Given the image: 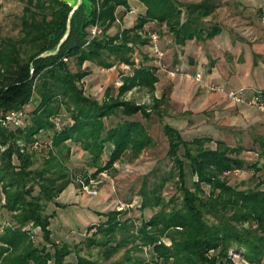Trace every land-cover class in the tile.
<instances>
[{
    "label": "trees",
    "instance_id": "16d2710c",
    "mask_svg": "<svg viewBox=\"0 0 264 264\" xmlns=\"http://www.w3.org/2000/svg\"><path fill=\"white\" fill-rule=\"evenodd\" d=\"M16 1L23 3L19 31L0 35V113L22 109L25 116L17 126L0 121V214H9L0 222V264H238L232 251L249 264H264V180L240 188L228 177L235 169L264 168L260 134L255 136L260 148L253 147L257 159L250 161L241 144L217 139L213 145L209 135L186 139L165 123L174 168L141 190V209H150V216L137 219L122 209L97 211L105 218L89 224L86 237L72 243L53 237L56 212L46 211L49 202L66 205L57 197L73 182L66 163L70 142L89 154L88 166L95 168L90 176L115 169L124 158L132 161L155 144L146 121L153 108L161 116L158 107L166 104V93L155 97L152 106L124 96L134 86L153 94L159 80L158 67L136 61L134 54L151 46L149 30L160 37L168 34L180 45L201 39L204 30L214 35L220 27L207 26L204 18L215 3L138 0L146 9L136 23L110 34L118 7L129 9V0H90L89 7L82 4L75 12L60 50L38 56L59 42L71 6L64 0ZM94 23L104 32L91 37ZM85 61L106 68L125 63L132 71L123 75L116 93L99 99L82 87L90 72ZM260 91L264 94V88ZM29 104L33 108L28 112ZM35 141L37 147L32 146ZM35 151H48L39 167H33ZM187 166L192 187L186 184ZM176 175L182 198L166 201L162 185ZM92 247L97 255L81 253ZM71 254L76 255L73 261Z\"/></svg>",
    "mask_w": 264,
    "mask_h": 264
},
{
    "label": "rangeland",
    "instance_id": "374dc122",
    "mask_svg": "<svg viewBox=\"0 0 264 264\" xmlns=\"http://www.w3.org/2000/svg\"><path fill=\"white\" fill-rule=\"evenodd\" d=\"M22 7L23 3L16 0H0V35H15L18 33ZM118 17L120 22H116L113 27L111 26L107 30V33L114 34L122 30L123 15L119 13V11ZM118 24L120 25L119 27ZM171 41L168 35L160 37V46L162 50L164 49L163 52L165 51V46L169 45ZM144 48L145 47L142 46L140 51L135 52V60L149 61V63L157 62L154 61L155 58L153 59L154 50L151 48L152 51H149L150 47L147 48L148 50ZM165 57V59H168V56ZM175 57V60L179 61L178 54L175 55ZM158 61V63L166 69L173 70L175 73L182 75L184 70L180 67L182 61L187 60L184 58L181 60V63L179 62L177 65L167 60L164 61V59ZM84 67L90 71L81 82L85 93L102 99L108 92H117L120 84H117L112 79L107 80L108 68L102 67L92 61H85ZM195 71V69H192L190 73H195ZM121 74L120 72L119 79L123 77ZM180 88L181 87H178L179 93H184L183 88ZM160 91L163 90L160 89ZM124 96L128 99L133 98L151 106L154 104V99L150 92L139 86H134L131 90H128ZM181 96L176 97L173 103L168 102L167 104H162L160 108L158 107L161 116L157 114L156 108H153L154 112H152L151 119L146 121V123L155 138V144L145 148L141 154L132 161H128L127 158H124L116 162L115 169H106L96 175L90 176L95 168H90L88 166L89 154L75 143L70 142V156L67 158L66 163L73 177L72 183L75 185L78 192L88 195L87 203H91L93 207H97L102 211H109L110 209L127 210L128 213L126 216L137 219L151 215L152 211L150 209L144 211L141 209V190L144 187L148 188V185H152L156 176L166 177L169 171L174 168L173 160L167 154L169 142L163 130V125L165 123L178 128L182 136L186 139L209 135L214 139L212 142L213 145H215V140L217 139H224L231 145L237 146L241 144L244 146L242 155L246 159L250 161H255L257 159L253 147L260 148V145L255 141V136L259 134L264 135L263 110L252 104L249 100L245 102L252 108L246 114L243 113V110L239 109L237 111L234 109L227 111L229 107H226L225 104L219 105L222 106L221 110L224 111V113H222L221 110L217 111L216 107H211V105L206 109L200 110V108L195 105V99L192 100L190 104L188 103V105H186V100ZM227 98L228 101L232 99L228 95ZM32 108V104L26 106L28 112ZM138 116L142 118L140 114ZM39 151L34 152L33 167L41 166L44 156L48 155V151ZM186 170L188 172L186 184L192 187L193 175L191 174L189 166L186 167ZM86 172L87 174H85ZM178 177L177 175L172 178L170 177L165 180L162 185L161 192L166 201L171 198H175L178 201L181 200L182 193L178 190L175 183ZM228 177L233 185H237L240 188L253 187L259 180H264V168L258 171H255L253 168L235 169ZM85 186H88L90 190L96 189L97 193H89L85 190ZM67 194L68 190L61 195L60 200L64 202V200L72 198L67 196ZM71 204L73 205L74 203H66L65 206L58 207L55 202H49L46 211L50 213L55 210L56 212V215L52 218L53 221L51 225L53 237L56 240H66L77 243L86 237L88 234L87 227L91 223L83 224V222H79V218L76 219L75 206ZM97 211L98 210H96V212ZM104 218V216L98 215L95 222ZM7 219H9V214L7 212L0 214V222H4ZM37 233L39 234V232ZM163 240L167 244L171 243V239L169 238H164ZM89 252L97 255V249L94 247L90 249L84 248L81 253ZM121 253L122 251L114 258L118 257ZM231 254L238 264H249L247 261L239 258V253L232 251ZM68 259L73 261L76 259V255L71 254L68 256Z\"/></svg>",
    "mask_w": 264,
    "mask_h": 264
},
{
    "label": "crops",
    "instance_id": "0c3cea01",
    "mask_svg": "<svg viewBox=\"0 0 264 264\" xmlns=\"http://www.w3.org/2000/svg\"><path fill=\"white\" fill-rule=\"evenodd\" d=\"M180 1L202 2L205 0ZM209 1L215 3L216 6L204 20L207 26L217 24L220 29L211 36H208V31L204 30L201 39H188L181 45L171 41L169 45L165 46V53L162 57H158L153 51V59L155 58L154 61L157 62L144 61L158 67L159 80L156 83V90L150 94L154 99L155 97L160 98L163 93H166V104L173 103L176 97L182 95L181 97L186 100V105L195 99V105L200 110L211 105L219 111L222 108L219 105L225 104L226 107H229L227 111L239 109L246 114L252 107L245 101L250 100L258 90L264 88V24L261 19L264 13V0ZM129 4V9L124 6L118 7L119 13L123 15V28L133 26L137 16L144 13L146 9L145 5L138 0H129ZM170 39L172 40L171 36ZM144 47L146 50L150 47L149 51L151 50V46L145 45ZM177 54L179 61L175 60ZM165 56H168V59H165ZM184 58L187 61H182L180 67L184 70V75L166 69L158 63V60L164 59V61L167 60L177 65ZM192 69L196 70L195 73H190ZM107 70V80L112 79L117 84H121L120 72L121 75L129 73L132 71V67L121 63ZM197 72L201 73L199 80L195 78ZM210 83L219 84L223 90L209 89L207 85ZM178 87L183 88L184 93H179ZM241 88L243 90L239 94L240 100H227V91ZM66 190H68L67 196L72 198L63 202L60 197ZM57 200L62 203H74L71 205L75 206L76 219L79 218V222H83V224L95 222L98 217L96 210L102 211L93 207L91 203H87L88 195L80 194L73 183L59 194Z\"/></svg>",
    "mask_w": 264,
    "mask_h": 264
},
{
    "label": "built area",
    "instance_id": "2783aa9c",
    "mask_svg": "<svg viewBox=\"0 0 264 264\" xmlns=\"http://www.w3.org/2000/svg\"><path fill=\"white\" fill-rule=\"evenodd\" d=\"M262 23L264 24V13L262 15ZM116 22H120L119 17H117ZM104 30H103V26L100 25L99 23H94L91 27H90V36L94 37L97 35H101L103 34ZM148 35L150 37V42H151V48L154 50L155 54L158 57H162L164 55V52L160 46V34L156 31V30H149L148 31ZM195 78L197 80H199L201 78V73L197 72L195 75ZM209 89L211 90H223V87L220 86L219 84H215V83H210L207 85ZM243 90V88L241 89H236V90H230L227 91V95L232 98V99H236V100H240V92ZM252 104H254L255 106L259 107L261 110L264 111V94L261 93L260 90H258L253 96L252 98L249 100ZM25 116V112L22 109H14V110H10L8 112H6L5 114L0 113V121L4 124V125H8V126H17L22 124L23 119ZM57 126H60L59 121H57ZM39 145L38 141H35L33 143V147H37ZM85 190H87L89 193L92 194H96L97 190L96 189H88V186L84 187Z\"/></svg>",
    "mask_w": 264,
    "mask_h": 264
},
{
    "label": "water",
    "instance_id": "95a60500",
    "mask_svg": "<svg viewBox=\"0 0 264 264\" xmlns=\"http://www.w3.org/2000/svg\"><path fill=\"white\" fill-rule=\"evenodd\" d=\"M64 1L67 2L71 6V8L68 12V17H67V22H66V30H65L64 34L62 35V37L60 38L59 42L57 43V45L55 46L54 49L49 50V51H45L38 56H46V55H50V54H56L60 50L62 44L65 42V40L68 38V36L70 34V31L72 28V18L74 16L75 12L79 10V8L82 6V4H86L88 7L91 4L90 0H64Z\"/></svg>",
    "mask_w": 264,
    "mask_h": 264
}]
</instances>
